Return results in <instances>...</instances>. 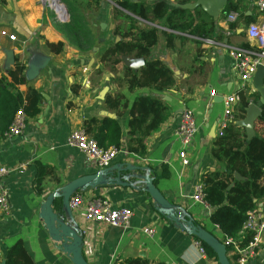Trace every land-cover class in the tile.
<instances>
[{
	"label": "crops",
	"instance_id": "0c3cea01",
	"mask_svg": "<svg viewBox=\"0 0 264 264\" xmlns=\"http://www.w3.org/2000/svg\"><path fill=\"white\" fill-rule=\"evenodd\" d=\"M229 1L237 6L234 11L239 15L233 22L227 18L230 11L226 10V5ZM115 2L102 0L97 13L88 2L85 22L94 31L95 46L84 54L67 37L65 22L58 21L53 11L40 0H0V74L13 67L18 57L27 64L28 79V85H20L19 89L26 93L28 86H32L42 95L41 111L35 116L26 115L23 133L9 139L3 135L0 137V165L27 163L24 171L12 172L5 178L11 211L0 215L3 260L7 250L21 240L36 264H73L50 239L40 218L41 203L46 193L99 169L96 161L69 146L67 137L72 130L84 128L85 119L100 117L103 110L119 119L124 131L123 145L113 164L132 162L150 167L162 194L223 240L221 229L210 220L211 209L194 201L192 196L201 176L221 167L211 149L219 135L217 130L224 113V98L245 90L251 95L250 104L264 100V75L260 83L254 80L256 76L250 82L242 81L228 49L229 46L255 48L246 36V28L250 21L260 18L258 0H226L218 19L199 6L206 13L203 16L205 21L214 23L211 36L206 38L213 43L198 35L141 21L146 25H155L161 32L150 56L161 59L172 68L175 78V85L167 91L142 89L131 95L151 92L171 111L159 130L146 139L145 156L128 152L127 118L104 108L103 101L99 100L100 92L106 86L109 87L107 93H128L125 86H119L114 81L115 73L99 58L103 47L120 39L113 34ZM170 2L172 6L179 3L178 0ZM72 6L75 12H81L78 7ZM60 8L64 10L63 6ZM67 9L69 12V7ZM163 31L180 36L173 48L166 47ZM9 35L15 36V40H10ZM47 41L64 42V50L60 53L50 51ZM238 104L239 101L235 108ZM185 107L194 111L198 124L194 140L186 148L188 165L182 162V145L175 135ZM263 107L264 101L261 112ZM246 130L250 137L257 134L264 138V122L258 117ZM260 145L256 142L253 148ZM41 171H45V175L40 185L42 192H39L37 177ZM78 193L88 200L94 196H107L114 205L129 207L134 212L129 222L121 227L87 223L82 211L75 213L82 228L87 229L84 254L89 264H116L133 258H143L150 264H219L217 257L202 256L193 235L176 228L159 214L149 194L123 187ZM256 208L262 210L264 216V199L258 200ZM145 228H154V235L146 234L143 231ZM234 255L230 249L229 259L232 264H237ZM245 264H264V238L258 256Z\"/></svg>",
	"mask_w": 264,
	"mask_h": 264
},
{
	"label": "trees",
	"instance_id": "16d2710c",
	"mask_svg": "<svg viewBox=\"0 0 264 264\" xmlns=\"http://www.w3.org/2000/svg\"><path fill=\"white\" fill-rule=\"evenodd\" d=\"M102 0H89L97 13ZM117 0L119 7H114L112 21H115L113 34L119 36L117 41L109 42L99 52L100 62L114 73V81L125 86L127 95L121 91L107 93L103 107L117 111L125 116L127 127V150L140 156L147 153L146 139L158 131L169 117V106L153 93L132 95L135 91L148 89L163 92L175 85L174 72L165 62L151 58V52L158 43L159 29L155 25L200 37H210L214 23L205 21L206 13L197 7L195 10L172 6L170 0ZM196 0H178L185 4ZM237 6L229 1L226 10H236ZM70 20L65 22L67 37L81 53H86L95 46L94 31L87 26L84 16L73 10L69 4ZM162 22V23H161ZM254 22L253 20L249 23ZM166 47L173 48L179 35L163 31ZM46 46L54 53L64 50L65 43L46 42ZM143 57L145 62L138 68L127 66L123 57ZM120 67V68H119ZM27 64L18 57L14 66L0 74V137L13 121L18 110H24L28 116L37 115L40 110L41 93L28 86L26 93L20 85L27 84ZM101 71V70H99ZM255 96L257 94H254ZM239 104L234 110V121L218 135L211 153L221 165L213 171L205 172L200 182L204 186V199L211 207L210 220L219 226L225 236H238L247 213L257 207L259 199H264V138L255 134L249 136L240 122L246 117L251 95L239 91ZM264 122V107L258 117ZM84 128L102 148L123 145L124 131L119 119L109 115L94 116L84 120ZM256 142L260 147L253 148ZM243 177L239 179L235 173ZM45 171L37 177L38 191L42 192L41 183ZM196 240H199L194 236ZM241 245L245 246L252 239V233L240 237ZM207 256L217 257L206 243L201 241ZM230 249L228 248V251ZM235 259L237 255H234ZM6 264H36L24 243L19 240L6 252ZM116 264H150L143 258H133Z\"/></svg>",
	"mask_w": 264,
	"mask_h": 264
},
{
	"label": "built area",
	"instance_id": "2783aa9c",
	"mask_svg": "<svg viewBox=\"0 0 264 264\" xmlns=\"http://www.w3.org/2000/svg\"><path fill=\"white\" fill-rule=\"evenodd\" d=\"M48 6L60 22H67L70 14L62 0H40ZM59 6H63L62 10ZM259 20L247 25L246 36L250 42H253L255 48L229 46V54L236 62V68L239 78L244 82H250L254 79L259 65H264V0L257 2ZM239 15L236 11H230L228 14L229 21H236ZM6 34L5 31L2 32ZM10 40H15V36L9 35ZM207 42L213 43L211 39ZM86 70V69H85ZM239 101L238 94H230L224 98V113L218 125V134L221 135L223 130L234 121L235 105ZM27 116L24 110H18L13 118L12 123L3 133L5 138H12L23 133L26 127ZM198 131V124L194 111L185 107L180 114L179 124L175 130V135L180 140L182 151L180 156L184 165H188L189 160L186 148L193 142ZM67 144L77 148L87 157L96 161L97 166L105 168L113 164L120 148L110 147L102 148L99 143L86 132L85 128H76L72 130L67 137ZM27 168L26 162H21L16 166L0 165V215H7L11 211L8 189L5 185V178L8 174L16 171H24ZM193 200L200 202L206 208L211 209L204 199V186L198 182L194 186ZM70 206L74 213L82 211L83 219L87 223L103 224L108 226L121 227L127 224L133 216V210L125 206H116L107 196H94L89 200L82 194H75L70 200ZM218 226V225H217ZM219 227V226H218ZM84 233L87 229L84 228ZM146 234L153 236L154 228H145ZM247 233H252V239L247 245H241L240 237ZM264 238V216L260 209L248 211L246 220L239 231L238 236H225L222 242L228 249H232L237 255L236 263L245 264L251 259L258 256ZM197 245L203 257H206V251L201 241L197 240ZM4 258V252L0 247V264Z\"/></svg>",
	"mask_w": 264,
	"mask_h": 264
},
{
	"label": "water",
	"instance_id": "95a60500",
	"mask_svg": "<svg viewBox=\"0 0 264 264\" xmlns=\"http://www.w3.org/2000/svg\"><path fill=\"white\" fill-rule=\"evenodd\" d=\"M225 3L226 0H196L185 4L178 3L176 6L187 9L201 6L211 17L218 19L219 11L224 8ZM115 5L119 7L117 2ZM123 59L127 66L133 68H138L145 62L143 57L124 56ZM263 75L264 65H259L254 80L260 83ZM108 90V86L101 90L99 95L101 102L105 99ZM263 101L260 99L256 104H250L247 107V115L240 122L241 125L247 129L251 128L254 120L261 114ZM102 115L114 117L106 110L102 111ZM151 173V168L148 166L132 162H117L100 168L94 173L74 178L46 193L41 203L40 218L50 239L59 250L71 259L73 264H89L84 254L87 233H84L81 222L71 208L70 200L79 191L123 187L149 194L155 204V210L159 214L167 218L176 228L185 230L206 243L216 253L219 264H232L228 256V249L222 240L197 223L184 208L168 200L157 187L155 177ZM235 175L239 179L243 178L239 172H236ZM3 264H6V260H3Z\"/></svg>",
	"mask_w": 264,
	"mask_h": 264
},
{
	"label": "rangeland",
	"instance_id": "374dc122",
	"mask_svg": "<svg viewBox=\"0 0 264 264\" xmlns=\"http://www.w3.org/2000/svg\"><path fill=\"white\" fill-rule=\"evenodd\" d=\"M62 1H64L66 3V5H67L66 7H69L68 6L69 4L78 7L79 10L81 11L80 13L82 14V16H84V18L87 19V15L86 14H87L88 10H86V9L88 8V2H89V0H62ZM160 34H161V32H159V35Z\"/></svg>",
	"mask_w": 264,
	"mask_h": 264
},
{
	"label": "bare ground",
	"instance_id": "6f19581e",
	"mask_svg": "<svg viewBox=\"0 0 264 264\" xmlns=\"http://www.w3.org/2000/svg\"><path fill=\"white\" fill-rule=\"evenodd\" d=\"M60 7V6H59Z\"/></svg>",
	"mask_w": 264,
	"mask_h": 264
}]
</instances>
